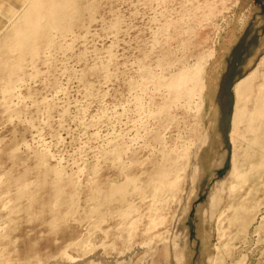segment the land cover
I'll list each match as a JSON object with an SVG mask.
<instances>
[{
	"label": "rangeland",
	"instance_id": "rangeland-1",
	"mask_svg": "<svg viewBox=\"0 0 264 264\" xmlns=\"http://www.w3.org/2000/svg\"><path fill=\"white\" fill-rule=\"evenodd\" d=\"M26 1L0 0V264H264V0Z\"/></svg>",
	"mask_w": 264,
	"mask_h": 264
},
{
	"label": "bare ground",
	"instance_id": "bare-ground-1",
	"mask_svg": "<svg viewBox=\"0 0 264 264\" xmlns=\"http://www.w3.org/2000/svg\"><path fill=\"white\" fill-rule=\"evenodd\" d=\"M26 1V0H25ZM37 1L38 0H28V3L24 6L23 4H22V7L23 8H21V10H22V12H23V14L25 15L27 12H29L31 9H32V7H37V6H35V4L37 3ZM27 2V1H26ZM25 2V3H26ZM20 7L21 6H19V9H20ZM55 7H57V6H55ZM54 7V8H55ZM59 7V6H58ZM56 9V8H55ZM32 14V13H31ZM27 15V14H26ZM26 18H27V16H25ZM254 75V74H253ZM238 87H240V85L238 86ZM224 157H225V154H222L221 155V159H222V161L224 160ZM222 161H221V163H222ZM199 169H200V171L201 172H203V170H202V167H201V165H200V163H199ZM198 169V170H199ZM223 186V184H219V183H216V184H214V186H213V191L215 192V189H217V191L219 192V190H220V188ZM211 193H212V191H211ZM216 193V192H215ZM215 193H212V194H215ZM213 198V197H212ZM183 235V234H182ZM187 237V236H186ZM184 238V237H183ZM183 246V245H182Z\"/></svg>",
	"mask_w": 264,
	"mask_h": 264
},
{
	"label": "water",
	"instance_id": "water-1",
	"mask_svg": "<svg viewBox=\"0 0 264 264\" xmlns=\"http://www.w3.org/2000/svg\"><path fill=\"white\" fill-rule=\"evenodd\" d=\"M226 161H227V155L225 156L223 164L220 167L216 168L217 173H222L224 171V169L226 167Z\"/></svg>",
	"mask_w": 264,
	"mask_h": 264
}]
</instances>
